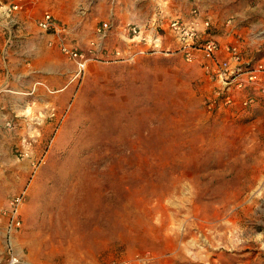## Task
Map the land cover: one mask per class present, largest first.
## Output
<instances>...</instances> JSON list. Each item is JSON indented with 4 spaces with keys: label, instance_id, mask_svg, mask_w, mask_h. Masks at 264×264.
Instances as JSON below:
<instances>
[{
    "label": "rangeland",
    "instance_id": "374dc122",
    "mask_svg": "<svg viewBox=\"0 0 264 264\" xmlns=\"http://www.w3.org/2000/svg\"><path fill=\"white\" fill-rule=\"evenodd\" d=\"M242 1L211 14L194 3L180 16L197 7L215 31L236 20L243 29L263 15ZM144 2V14L126 17L121 0H83L74 43L91 59L80 74L45 41L17 42L0 69V251L3 211L23 193L11 240L25 262L264 264V109L210 107L216 82L167 30L158 28L156 45L126 40L125 22L144 35L154 20L179 16L169 2Z\"/></svg>",
    "mask_w": 264,
    "mask_h": 264
},
{
    "label": "built area",
    "instance_id": "2783aa9c",
    "mask_svg": "<svg viewBox=\"0 0 264 264\" xmlns=\"http://www.w3.org/2000/svg\"><path fill=\"white\" fill-rule=\"evenodd\" d=\"M40 0H11L5 6V12L19 10L24 2ZM82 14L84 11H81ZM39 29L52 34L55 41L50 40L68 59L74 61L76 73L80 74L91 59L77 45L67 39L68 27L59 21L52 13L44 12L37 20ZM111 27L109 19L100 21L95 28V35L89 45L98 50ZM126 40L144 41L157 44L160 40L158 28L167 30L175 41L177 49L187 62L198 61L208 79L216 82V98L209 106L219 109L239 108L241 112L264 109V61L255 60L244 55L243 38L240 34L226 33V41L221 43L211 34L209 17L201 14L199 8L193 7L188 17L173 16L156 22L154 20L147 34L142 33L143 26L124 23ZM88 53H91L90 51ZM116 56L120 52H114ZM23 201V193L8 200L3 211L6 215L4 233V251H0V264H50L49 262H25L17 254L12 245V234L18 231L22 221L19 217V206ZM144 257H115L104 264H143Z\"/></svg>",
    "mask_w": 264,
    "mask_h": 264
},
{
    "label": "crops",
    "instance_id": "0c3cea01",
    "mask_svg": "<svg viewBox=\"0 0 264 264\" xmlns=\"http://www.w3.org/2000/svg\"><path fill=\"white\" fill-rule=\"evenodd\" d=\"M144 1L146 0H121V4L123 5V7H127L126 9L128 12L125 14V16L131 17L144 14L146 10V8L144 7ZM154 1L155 4L158 5L163 3L167 4L169 2V4L171 5L170 9H172V11L175 10V12L178 13L177 15L180 16L184 15L186 10L191 8L193 6L192 4L194 3L202 7L203 10L201 11H203L204 14H211L216 10L218 11L219 7H221L222 4L227 3L231 0H193L190 7H188V5L190 4L188 0ZM263 2L260 0H254V6L252 5V3H249L250 11H248L247 13H261L263 16L262 18H259L260 20L257 21L255 25L251 24L249 25V27H244L243 29H239V20H236V24L233 23L231 25H228L225 22L222 24L221 22L220 24L222 25L219 26H222L221 29L223 31H215V29L212 28H217V26L214 25L215 23L213 24V22L215 21H213L212 16L209 15V17H211L210 19L212 26L210 29L212 32L211 34L214 36V38H217L221 43H223L226 41V33H231L237 25V31H235L234 33L240 34L243 37L244 55L246 57H251L255 60L264 61V6H262ZM25 3L22 4L19 10H15L9 14L5 12L6 5L0 6V27L4 30L3 33H6V38L3 36L0 39V69L2 70L7 68L10 60L14 59L15 55H17L16 49H13L15 45H18L17 42H19L20 44H22L23 42H27L39 45L42 43V41H45V43L48 44L47 46H54L50 48L57 47L54 42L52 44H49L50 40L55 41V37L52 34L46 33L39 29L36 24L38 18H40L44 12L48 11L52 13L56 18H58L59 21L68 24L66 25L69 30V33L67 34V39L77 43L81 37L80 32L82 28V18L80 15L82 14L81 11L84 8V6H81V4H83V0H40L37 2H28L29 4L27 2ZM244 3L245 0L242 1L241 5H243ZM76 6H78V8H76ZM211 8H213L214 10H211ZM215 20H217V18H215ZM36 27L42 32L40 35H32L31 32L28 30L29 28L36 29ZM76 27L77 29L75 30ZM71 29H74L75 32H70ZM0 73L2 74L3 72L0 71Z\"/></svg>",
    "mask_w": 264,
    "mask_h": 264
}]
</instances>
